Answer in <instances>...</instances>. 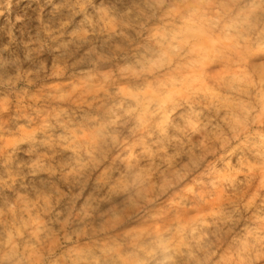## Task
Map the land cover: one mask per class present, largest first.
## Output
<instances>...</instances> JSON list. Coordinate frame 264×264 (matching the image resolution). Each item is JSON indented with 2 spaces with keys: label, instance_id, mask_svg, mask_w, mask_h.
<instances>
[{
  "label": "rangeland",
  "instance_id": "obj_1",
  "mask_svg": "<svg viewBox=\"0 0 264 264\" xmlns=\"http://www.w3.org/2000/svg\"><path fill=\"white\" fill-rule=\"evenodd\" d=\"M0 264H264V0H0Z\"/></svg>",
  "mask_w": 264,
  "mask_h": 264
}]
</instances>
